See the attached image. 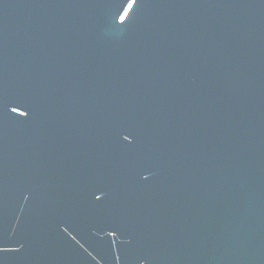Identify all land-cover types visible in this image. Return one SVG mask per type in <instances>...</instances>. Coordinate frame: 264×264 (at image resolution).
<instances>
[{
  "label": "water",
  "instance_id": "95a60500",
  "mask_svg": "<svg viewBox=\"0 0 264 264\" xmlns=\"http://www.w3.org/2000/svg\"><path fill=\"white\" fill-rule=\"evenodd\" d=\"M0 264H264V0H0Z\"/></svg>",
  "mask_w": 264,
  "mask_h": 264
}]
</instances>
